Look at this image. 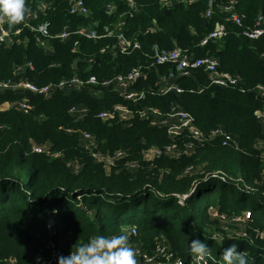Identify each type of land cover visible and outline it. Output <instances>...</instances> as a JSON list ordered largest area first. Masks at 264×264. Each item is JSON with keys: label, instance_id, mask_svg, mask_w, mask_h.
Returning a JSON list of instances; mask_svg holds the SVG:
<instances>
[{"label": "trees", "instance_id": "obj_1", "mask_svg": "<svg viewBox=\"0 0 264 264\" xmlns=\"http://www.w3.org/2000/svg\"><path fill=\"white\" fill-rule=\"evenodd\" d=\"M70 1L25 3L29 11L41 4L51 6L37 22H49L51 35L66 28L75 32L85 27L105 36V30L116 32L115 27L124 22V35L137 42L140 49L123 55L115 37L92 40L73 35L67 42L53 41L54 51L47 52L37 44L35 34L24 31L21 39L28 38V43L12 48L0 45V80L17 82L22 77L16 75V68L32 64L33 69H27L24 78L38 87L75 75L84 79L93 75L104 81L150 65L157 46L160 51L181 48L197 58L212 56L219 61L221 72L240 76L249 92L211 86L208 75L197 70L190 77L176 80L182 93L161 94V78L175 73L174 66L165 65L147 72L131 88L145 95L137 104L103 88L97 89L101 92L98 96L85 87L57 91L49 99L29 92L0 93V108L25 98L34 108L28 113L0 109V264L12 259L17 264H36L44 246L43 231L51 219L69 224L70 251L91 237L128 235L135 228L133 241L149 254L164 238L175 254L190 264L193 255L189 242L199 239L209 245L212 264H223L222 251L233 243L246 252L248 264H264V239L257 236L264 233V161L263 152L257 149V143L264 141V129L256 117L264 110V99L250 92L264 85V38L245 39L242 28L226 22L221 6L231 0H170V5L163 0H133L138 5L133 17L128 16L129 0H84L90 11L88 17L70 15ZM211 1L214 13L206 19ZM236 1L245 27H253L260 15L264 17V0ZM107 4L116 7L114 14L107 12ZM220 25L226 27L227 35L200 46ZM149 28L155 31L147 33ZM118 105L156 108L164 115L178 108L190 113L204 132L224 127L237 146L224 147L221 140H215L197 144L191 153L179 158L164 155L148 161L144 155L148 149H164L175 142L183 148L188 137L171 140L165 128L138 117L130 127L99 119L101 112ZM74 106L87 108L88 115L82 120L74 118L70 115ZM82 132L96 138L100 151L122 150L128 157L107 173L86 148ZM44 145L50 146L51 154L34 151L35 146ZM128 161L136 162L137 168L128 169ZM75 162L81 167L78 172L69 166ZM189 168L191 173H186ZM185 195L189 197L182 205L178 196ZM215 208L229 218L250 213L247 237L213 235L211 230L218 229V223L210 212ZM216 242L221 245L219 251H215Z\"/></svg>", "mask_w": 264, "mask_h": 264}, {"label": "built area", "instance_id": "obj_2", "mask_svg": "<svg viewBox=\"0 0 264 264\" xmlns=\"http://www.w3.org/2000/svg\"><path fill=\"white\" fill-rule=\"evenodd\" d=\"M197 1V0H195ZM194 2V1H191ZM164 4L169 5L170 0H163ZM69 14L72 16L88 17L90 11L86 6L84 0H71L69 3ZM237 1L231 0L228 4L221 6V11L226 15V22L232 23L239 28L243 29L242 36L250 41H259L264 38V17L260 15L255 21L253 27L244 26V16H241L237 12ZM130 17L138 13V5L129 0ZM50 5L41 4L36 9L29 11L24 20L11 24L7 19L0 18V45L5 48H12L15 45H21L28 43L27 39H21V35L24 31L32 32L36 35L37 44L47 52L54 51L53 41L67 42L73 35L80 36L85 39L98 40L102 37H115L117 39V49L123 55H131L135 50L140 49V45L137 42L130 41L124 35L125 23H119L115 28L117 31L105 30L106 35L100 36L95 30L90 28H79L75 32H71L69 29H64L55 35L50 34L51 24L49 22L37 23L42 17L46 16L50 10ZM214 3L210 2V8L205 13V18L210 19L213 16ZM106 10L109 14L116 12V7L112 4L106 5ZM37 23V24H36ZM155 28H149L147 33H152ZM227 35L226 27L220 25L216 30L209 33L200 43V46L206 47L210 43L218 42ZM78 44H76L77 46ZM76 51V49H75ZM106 50H102L105 53ZM154 57L150 65H140L133 68L130 72L122 75H118L114 78L99 81L96 76L91 75L87 79H84L78 75L71 77L70 79H64L59 83L49 84L43 87H38L33 83L25 80L24 75L27 69H33L32 64H24L17 67L15 70L16 75L22 78L14 82L12 80H0V93L7 91H13L15 93L29 92L38 96H42L45 99L51 98L57 91H80L85 87L90 88V92L98 96L100 91L98 88H103L111 91L118 92L123 98L137 104L144 98V93L133 92L131 88L142 78L146 77L153 68L158 66L171 65L175 67V73H170L168 78H161L160 93L167 94L171 91L182 93L183 91L175 84L178 78L190 77L194 71L202 70L208 75L211 86H217L220 88H232L239 89L241 93H247L249 90L245 88V84L242 78L238 75H232L230 73L221 72L219 67V61L212 57L206 56L197 58L191 55L187 50L181 48H175L170 51H160L158 47H154ZM261 58L264 60V52L261 54ZM77 69V65L74 66ZM254 92L257 97L264 99V85L259 84L254 87L250 92ZM11 108L28 113L34 108L29 104L27 98L23 101L13 104H6ZM70 115L78 120L84 119L88 115V109L82 106H74L70 110ZM99 119L103 122H117L123 123L126 127L131 126V122L138 117L144 121H150L152 126H159L167 130L168 136L171 140L177 141L183 136L188 137V141L184 142L183 148H180L176 142L172 145L166 146L164 149L150 148L144 152L145 158L150 161L154 158L161 156H168L171 158H179L183 154L191 153L194 146L202 145L207 142H213L215 140H221L224 147L237 146L234 138L228 134L226 129L222 126L211 129L207 132L199 129L195 124V118L188 112L180 110L178 108H172L171 112L164 115L159 109L145 108L135 109L125 105H118L111 111H104L99 114ZM256 117L261 123L264 129V110L258 111ZM72 132V131H69ZM81 138L88 150L91 151L93 158L104 165L105 169L112 171L119 163L123 162L128 154L125 151L102 152L99 149V144L96 138L89 132H82ZM50 146H35L34 151L36 153H48ZM257 149L262 151L261 159L264 161V141L257 143ZM136 162L128 161L126 166L128 169L135 170L137 168ZM69 166L75 171L80 170V165L70 163ZM189 168L186 173H189ZM191 173V172H190ZM264 181V171H263ZM189 195L178 196L179 203L184 205ZM248 216L246 220L249 218ZM221 219L226 223H241L240 218H229L222 216ZM245 220V221H246ZM44 246L43 249L37 254L36 264H58L59 256H68L72 251L68 250L67 244L71 239L72 231L69 228V224H58L56 220L51 219L47 222L44 228ZM129 243L136 250L137 264H188L181 257L177 256L172 250L170 244L166 239L159 240L155 251L149 254L143 250V246L136 241H133V237L137 236V230L132 228L129 230ZM240 236V235H239ZM260 239H264V233L257 235ZM241 237L246 238V232L241 234ZM132 238V239H131ZM212 256V255H211ZM213 259L209 260V264H212ZM7 264H17L15 259L7 262ZM190 264H196L194 257L192 256Z\"/></svg>", "mask_w": 264, "mask_h": 264}, {"label": "clouds", "instance_id": "obj_3", "mask_svg": "<svg viewBox=\"0 0 264 264\" xmlns=\"http://www.w3.org/2000/svg\"><path fill=\"white\" fill-rule=\"evenodd\" d=\"M28 11L25 0H0V18L11 24L23 21ZM189 251L196 264H209V260L214 259L209 245L199 239L189 242ZM221 257L223 264H248L246 252L239 251L235 243L225 247ZM57 259L58 264H137L136 250L124 233L91 237L87 243L76 244L75 251L68 256Z\"/></svg>", "mask_w": 264, "mask_h": 264}, {"label": "rangeland", "instance_id": "obj_4", "mask_svg": "<svg viewBox=\"0 0 264 264\" xmlns=\"http://www.w3.org/2000/svg\"><path fill=\"white\" fill-rule=\"evenodd\" d=\"M0 109L2 111H4V110L11 109V107L9 105H6L5 104ZM51 153L52 152L49 149L48 150V154H51ZM52 155L55 156V157H58L59 156V154H52ZM106 171L109 174L112 172L111 170L110 171L106 170ZM219 186L220 185H218L217 187H219ZM210 216H211V218L213 220H216L217 223H218V224H216L217 227H218V229L215 228L214 230H211V232L214 233L213 235L216 236V235H221L223 233H228L229 235H235V236L240 235L241 236L242 233L246 232V228L247 227H246V221L245 220H246V218L248 216H250V213H246L245 216L244 215H242V216H236V218L242 219L243 222H241V223H233V222L232 223L231 222L230 223H226L225 221H223L221 219V217L222 216H227V215L220 213L219 210L216 209V208L211 210ZM227 217H229V216H227ZM220 249H221V245L218 242H216V244H215V251H219Z\"/></svg>", "mask_w": 264, "mask_h": 264}, {"label": "crops", "instance_id": "obj_5", "mask_svg": "<svg viewBox=\"0 0 264 264\" xmlns=\"http://www.w3.org/2000/svg\"><path fill=\"white\" fill-rule=\"evenodd\" d=\"M170 5V4H169Z\"/></svg>", "mask_w": 264, "mask_h": 264}]
</instances>
